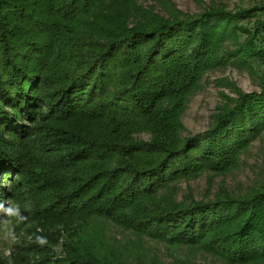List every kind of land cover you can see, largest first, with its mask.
<instances>
[{
    "label": "trees",
    "instance_id": "16d2710c",
    "mask_svg": "<svg viewBox=\"0 0 264 264\" xmlns=\"http://www.w3.org/2000/svg\"><path fill=\"white\" fill-rule=\"evenodd\" d=\"M158 5L0 0V200L34 231L13 264H160L146 241L174 249L172 264H192L184 249L264 264V177L208 198L264 132V71L259 92L234 88L205 133L181 135L205 74L264 67V5ZM205 173V198H178Z\"/></svg>",
    "mask_w": 264,
    "mask_h": 264
},
{
    "label": "rangeland",
    "instance_id": "374dc122",
    "mask_svg": "<svg viewBox=\"0 0 264 264\" xmlns=\"http://www.w3.org/2000/svg\"><path fill=\"white\" fill-rule=\"evenodd\" d=\"M159 0H140V3L145 7L153 6L157 11H161L158 5ZM176 8L187 14H198L202 10L208 8L213 3H221L228 10L233 11L238 8H251L264 5V0H171ZM256 74L248 73L244 68L234 66L228 63L225 67L217 68L204 75L200 89L195 92L187 103L181 120L184 130L181 132L183 137L193 136L205 133L211 122V116L216 111V107L222 104L225 100L224 95L235 97L234 88L240 89L244 93L259 92L260 85L258 77L264 71V67L259 64H254ZM138 140L148 141L149 134L143 133L137 136ZM208 173L190 180L182 181L178 184V198L181 199L184 195L191 193L197 200L205 198L207 191ZM264 177V132L250 146L249 150L242 155L239 166L223 175H218L213 179V185L208 198H212L218 188L223 185L228 190L236 193H241L251 186L259 182ZM6 200V199H5ZM15 223V222H13ZM15 226L19 242L12 247L10 256L5 257L0 251V264H13V257L18 255L19 247L25 243H31L33 238V228L29 226H21L18 229ZM3 226L0 225V230ZM40 232V229H38ZM108 234H117L123 236L119 228L108 225ZM123 238V237H121ZM5 245L0 241V249ZM145 247L151 251V254L156 255L160 259V264H172L174 260V249L170 250L166 245L155 242L146 241ZM57 255L60 250L57 248ZM181 254V253H180ZM182 256L192 261V264H223L214 257L200 253L197 251L188 252L182 250Z\"/></svg>",
    "mask_w": 264,
    "mask_h": 264
},
{
    "label": "clouds",
    "instance_id": "9594fccd",
    "mask_svg": "<svg viewBox=\"0 0 264 264\" xmlns=\"http://www.w3.org/2000/svg\"><path fill=\"white\" fill-rule=\"evenodd\" d=\"M0 214L4 217L3 220H0V225L3 226L2 230H0V241L5 245L0 251L7 257L10 256L12 247L19 242L15 226L25 223L28 218L23 214L21 205L11 199L0 200ZM33 242L40 247L48 244L47 237L43 235H35Z\"/></svg>",
    "mask_w": 264,
    "mask_h": 264
}]
</instances>
